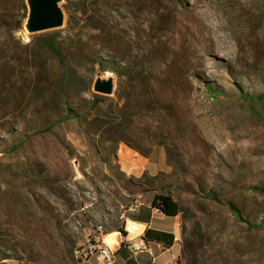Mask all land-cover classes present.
Returning <instances> with one entry per match:
<instances>
[{
	"label": "rangeland",
	"instance_id": "374dc122",
	"mask_svg": "<svg viewBox=\"0 0 264 264\" xmlns=\"http://www.w3.org/2000/svg\"><path fill=\"white\" fill-rule=\"evenodd\" d=\"M66 4L58 5L60 28L32 34L27 19L21 30L0 33V264H78L88 236L122 226L141 192L130 181L156 177L183 208L182 264H264V227L248 228L264 223V109L239 91L264 92V0H147L138 62H123L144 68L149 85L76 53L66 57L83 81L72 69L64 90L58 79L29 85L24 46L66 36ZM7 9L14 27L18 10ZM114 17L115 29L136 37L135 21ZM93 36L85 33L91 47ZM113 52L123 58L125 45ZM42 61L59 71L54 57ZM107 82L110 94L95 90ZM69 108L81 119L65 120ZM95 117L113 129L94 125ZM100 130H117L149 158L95 136ZM142 162L147 171L136 175L121 165Z\"/></svg>",
	"mask_w": 264,
	"mask_h": 264
},
{
	"label": "trees",
	"instance_id": "16d2710c",
	"mask_svg": "<svg viewBox=\"0 0 264 264\" xmlns=\"http://www.w3.org/2000/svg\"><path fill=\"white\" fill-rule=\"evenodd\" d=\"M7 5L14 6L18 10V20H16L14 27H11V24L7 23V18L12 17L11 12L7 9ZM65 10L68 15L66 36L63 38L53 36L44 40L34 37L31 43L24 46L26 51L23 53L24 58L22 61L27 71V75L30 77V80H27L29 85H33L34 82L39 83V80L41 81L42 79L46 81L52 79L48 82V84H51L54 79H58V81L61 80V87L64 90L68 84V70L72 69L75 71L73 76L74 80L83 81L78 70H75L71 64H68L66 55L70 53H76L77 55L86 58L91 56L93 65H97L100 69L110 71L111 73H115L125 79L128 77L143 85H149V76L144 68L139 69L136 66L128 68L123 62L124 59H128L129 62L131 61L133 64L138 62L139 54L136 53L135 50H137V48L139 49L142 44L141 35L144 32L143 24L146 21L147 0H67ZM121 10L124 12L121 13ZM28 14L29 8L26 0H0V33H10L21 30L24 26L25 20L28 18ZM115 15L129 20L130 22L131 20L136 22L138 27L132 28V32L136 35L139 41L135 36L130 40L126 39V37L130 35L129 32L115 29L112 26V19L115 18ZM87 32L94 34L92 37L94 45H92V47L86 41L85 33ZM59 39H62V41L60 42ZM120 45H125L126 54L123 58L116 56L113 52V50ZM94 46L96 49H94ZM46 55L52 56L57 60L59 71L48 72L46 67L42 68V59L46 57ZM123 70L125 71V74H122ZM24 73L25 72L22 74ZM239 91L240 97L245 102L256 104L264 109V92L251 95L244 93L241 88H239ZM53 92L55 95H58L56 90ZM211 92L213 91L211 90ZM45 93L46 92H42L40 95H37V97L41 98ZM25 94L26 93L21 94L23 99L26 97ZM93 97L95 100L91 103V109L98 110L100 109L98 106V99L100 98L97 95H93ZM65 114V120H80L82 117L72 108H69ZM92 119V123H95L94 125L98 126L102 123V127L113 129L111 126L112 122H101L98 117ZM116 131L117 130H113V132H110V130H107L102 131L101 133L100 130L99 134H95V136H98L99 138L106 137L108 140L107 142L111 144H125L136 154L147 159L149 158L147 152L130 146V144H128V142ZM20 147L21 146L15 148L14 152L20 149ZM98 149L97 152L101 161L108 163V153L102 152L101 147ZM130 184L131 187L136 188L138 191L140 189V194L152 193L155 195L152 203L153 209L158 210L167 217L175 218L180 216L184 218L183 208L171 195L166 193L165 190L159 186L157 177L152 178L149 182H146V180H140L137 183L130 181ZM208 196L214 199L211 194H208ZM230 207L234 216L238 220L243 221L240 211L233 205H230ZM263 227L264 223L248 225V228L252 230H259ZM116 231L120 232L123 236L125 235L122 226ZM186 243V240L183 239V251L185 250V245H187Z\"/></svg>",
	"mask_w": 264,
	"mask_h": 264
},
{
	"label": "crops",
	"instance_id": "0c3cea01",
	"mask_svg": "<svg viewBox=\"0 0 264 264\" xmlns=\"http://www.w3.org/2000/svg\"><path fill=\"white\" fill-rule=\"evenodd\" d=\"M121 165L123 171L130 175H136L137 169L145 172L148 167L143 162L142 167ZM136 196L134 203L121 216L125 235L115 231L102 236L104 243L115 254L113 264H182L181 217H167L153 209L155 195L152 193H139Z\"/></svg>",
	"mask_w": 264,
	"mask_h": 264
},
{
	"label": "water",
	"instance_id": "95a60500",
	"mask_svg": "<svg viewBox=\"0 0 264 264\" xmlns=\"http://www.w3.org/2000/svg\"><path fill=\"white\" fill-rule=\"evenodd\" d=\"M27 19V29L32 34L54 30L63 25V14L57 5V0H32L31 13ZM95 90L110 94L112 84L110 82L97 84Z\"/></svg>",
	"mask_w": 264,
	"mask_h": 264
},
{
	"label": "built area",
	"instance_id": "2783aa9c",
	"mask_svg": "<svg viewBox=\"0 0 264 264\" xmlns=\"http://www.w3.org/2000/svg\"><path fill=\"white\" fill-rule=\"evenodd\" d=\"M100 231V237L103 236L104 232L102 228H98ZM120 236V234H118ZM87 240V248H80L77 250L76 255L80 260L78 264H83L84 261H94L93 264H113L115 254L107 246H99L97 244V238H93L88 236Z\"/></svg>",
	"mask_w": 264,
	"mask_h": 264
},
{
	"label": "bare ground",
	"instance_id": "6f19581e",
	"mask_svg": "<svg viewBox=\"0 0 264 264\" xmlns=\"http://www.w3.org/2000/svg\"><path fill=\"white\" fill-rule=\"evenodd\" d=\"M60 2H61V0H57V5H59ZM27 4H28V8H29V14H28V18H29V15L31 13L32 0H27ZM26 30H27V32H31L27 28H26ZM90 237L97 238V244L99 246H107V244L104 243L102 237H100V231H98V233L95 235H91ZM80 248H87V240H85V242L82 244V246ZM83 264H92V263H91V261H84Z\"/></svg>",
	"mask_w": 264,
	"mask_h": 264
}]
</instances>
